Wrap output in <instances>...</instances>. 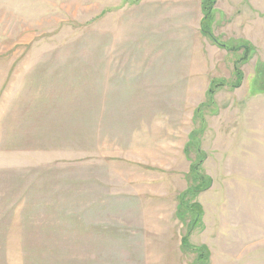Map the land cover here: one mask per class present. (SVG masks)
<instances>
[{
  "label": "rangeland",
  "instance_id": "374dc122",
  "mask_svg": "<svg viewBox=\"0 0 264 264\" xmlns=\"http://www.w3.org/2000/svg\"><path fill=\"white\" fill-rule=\"evenodd\" d=\"M205 1L0 0V264H264V0Z\"/></svg>",
  "mask_w": 264,
  "mask_h": 264
},
{
  "label": "trees",
  "instance_id": "16d2710c",
  "mask_svg": "<svg viewBox=\"0 0 264 264\" xmlns=\"http://www.w3.org/2000/svg\"><path fill=\"white\" fill-rule=\"evenodd\" d=\"M207 3H208V1L206 0L204 2V5L206 6ZM212 3L213 2L211 0L210 5ZM202 19L203 20L201 21V33H203L204 36H209L213 40V42L216 43L217 42L216 38L214 36H212V34L210 33V29H209V26H208V16H207V14H204ZM223 45L224 44H221V46H223ZM242 60H245V58H243ZM236 72H237V74L239 76L240 73L238 72V70ZM210 82H212L211 86H210V89H209V92L211 93V92H213V87H215L216 80L214 79V80H211ZM220 85H221V83L217 82L216 87H218ZM197 165L198 164L195 163V166L191 167V175H190V177L193 180L198 181L197 185L192 187V189H194L195 193L198 192L200 189H205L210 184V181L209 180L206 181L205 178H204L205 184H203L202 176L199 173V169H198ZM186 195L187 196H193V192L191 191L190 186H188L187 190H185L183 193L181 192L180 196H178L179 197V202H178L179 208H178V210H181V208H180L181 206H185V209H184L185 211H188V210L192 211L193 210V212H195L194 217L196 215H200V213H201L200 205L198 203H196V202L186 205V201L184 200ZM187 200H188V198H187ZM181 245L183 246V248H187V247L191 246L188 243V240H187L186 237H182ZM205 250H206V248L205 247L203 248V246L199 249V251H201V255L200 256L203 257V258H205V255H206Z\"/></svg>",
  "mask_w": 264,
  "mask_h": 264
},
{
  "label": "crops",
  "instance_id": "0c3cea01",
  "mask_svg": "<svg viewBox=\"0 0 264 264\" xmlns=\"http://www.w3.org/2000/svg\"><path fill=\"white\" fill-rule=\"evenodd\" d=\"M200 21V20H199ZM201 24V23H200ZM200 27V26H199ZM181 192H183V190L182 191H180V192H178V194H177V197H178V195L181 193Z\"/></svg>",
  "mask_w": 264,
  "mask_h": 264
},
{
  "label": "bare ground",
  "instance_id": "6f19581e",
  "mask_svg": "<svg viewBox=\"0 0 264 264\" xmlns=\"http://www.w3.org/2000/svg\"><path fill=\"white\" fill-rule=\"evenodd\" d=\"M181 20V19H180Z\"/></svg>",
  "mask_w": 264,
  "mask_h": 264
}]
</instances>
